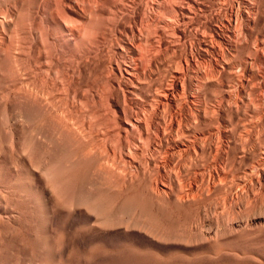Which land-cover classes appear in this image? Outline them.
I'll return each mask as SVG.
<instances>
[{"label": "bare ground", "instance_id": "bare-ground-1", "mask_svg": "<svg viewBox=\"0 0 264 264\" xmlns=\"http://www.w3.org/2000/svg\"><path fill=\"white\" fill-rule=\"evenodd\" d=\"M53 226L76 264H264V0H0V264H59Z\"/></svg>", "mask_w": 264, "mask_h": 264}, {"label": "rangeland", "instance_id": "rangeland-1", "mask_svg": "<svg viewBox=\"0 0 264 264\" xmlns=\"http://www.w3.org/2000/svg\"><path fill=\"white\" fill-rule=\"evenodd\" d=\"M218 199H219L218 194H212L209 199L210 208L208 207L207 211L205 212L199 213L197 211L192 210V211H188L186 214H181V217H180L181 219L179 220L181 222H179V224L177 223L175 227L179 225V228H182L186 231L194 233V226L200 220L202 221L201 222L202 230L206 231L211 228L214 229L215 221L219 219V216L223 212V209L228 206L227 203L224 204V202H221ZM49 223H50V220L47 218V216H45L42 219V224H41L42 229H44V226L49 225ZM53 227H54V231L52 232V236H54L53 241H55V249L57 251L56 253L57 255H59V253L63 254L65 252L63 254L64 256H62L60 260L58 259L57 262H60L59 264H66V260H68L69 263L72 262L71 264H76L77 259H78L77 256H78V253L80 252L79 250H84V248L82 249L81 247L80 248L78 247L79 241L81 239V236L83 235V232L75 231L74 229L69 228V227H66L64 231H61V229L58 227H55V226ZM245 233L246 232H243V234H241L240 232H235L233 234L234 237L232 238V243L235 245V247L237 248L239 247V249H241V248L248 247L250 245V246H256L258 248H261L264 251V246L261 245L264 242V232L257 233V234H249V235ZM205 245L206 243H202V246H205ZM177 247L179 249L171 248L168 251L169 253L165 252V255H162L160 258H158L159 263L160 264H249V263H246V262H243L237 259L232 252L222 251L214 255L212 253L205 252L200 249L193 250V246H190L183 242L177 243ZM102 248H103L102 246H99L98 248L95 247L94 249L101 250ZM116 248L121 249L122 247L117 246ZM85 249L88 250L89 247H86ZM27 252L28 251L24 252L23 250H20V252H12V253L9 252V254L6 253L4 264H31L30 263L31 256H30V253L28 252L29 253L28 255ZM38 263L41 264L40 262ZM38 263H34V264H38Z\"/></svg>", "mask_w": 264, "mask_h": 264}]
</instances>
